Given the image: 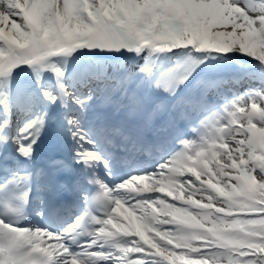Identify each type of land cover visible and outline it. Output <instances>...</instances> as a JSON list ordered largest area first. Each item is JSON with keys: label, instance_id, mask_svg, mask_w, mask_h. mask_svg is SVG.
I'll return each instance as SVG.
<instances>
[{"label": "snow or ice", "instance_id": "obj_1", "mask_svg": "<svg viewBox=\"0 0 264 264\" xmlns=\"http://www.w3.org/2000/svg\"><path fill=\"white\" fill-rule=\"evenodd\" d=\"M0 264H264V0H0Z\"/></svg>", "mask_w": 264, "mask_h": 264}]
</instances>
